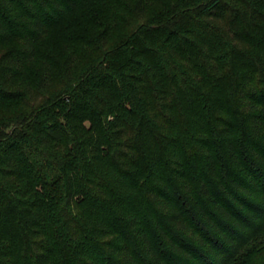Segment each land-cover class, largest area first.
Returning <instances> with one entry per match:
<instances>
[{"label":"trees","instance_id":"16d2710c","mask_svg":"<svg viewBox=\"0 0 264 264\" xmlns=\"http://www.w3.org/2000/svg\"><path fill=\"white\" fill-rule=\"evenodd\" d=\"M0 264H264V0H0Z\"/></svg>","mask_w":264,"mask_h":264}]
</instances>
